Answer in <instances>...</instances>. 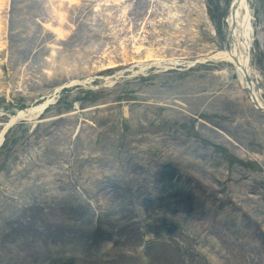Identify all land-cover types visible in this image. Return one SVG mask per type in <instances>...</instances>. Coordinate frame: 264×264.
<instances>
[{"label": "rangeland", "instance_id": "rangeland-1", "mask_svg": "<svg viewBox=\"0 0 264 264\" xmlns=\"http://www.w3.org/2000/svg\"><path fill=\"white\" fill-rule=\"evenodd\" d=\"M195 1L210 21L192 9L181 21L146 29L145 43L181 57L178 65L142 72L122 65L93 74L80 68V56L93 59L106 50L119 59L121 39L127 48L133 44L128 31L112 19L91 21L93 1L81 0L67 11L66 39L55 43L50 31L42 32L50 15L31 18L42 9L39 2L8 1L0 14V128L8 114L54 87L71 78L82 82L66 88L34 128L21 119L4 135L0 264H148L149 257H135L160 232L167 239L158 241L166 243L192 237L209 257L222 250L227 264H264L263 116L235 77L220 73L224 63L195 62L194 53L221 48L212 25L220 15L225 34L231 0H218L219 8L215 0ZM247 1L250 67L264 98V0ZM127 4L136 29L147 3ZM49 46L56 63L47 72ZM59 64L73 72H56ZM31 228L52 241L31 240ZM80 237H96L99 245Z\"/></svg>", "mask_w": 264, "mask_h": 264}, {"label": "bare ground", "instance_id": "bare-ground-1", "mask_svg": "<svg viewBox=\"0 0 264 264\" xmlns=\"http://www.w3.org/2000/svg\"><path fill=\"white\" fill-rule=\"evenodd\" d=\"M9 0H0V14L1 11L8 7ZM42 5V9H39L38 12L31 11L32 16H36L40 11H44L50 15V18H45L43 22L42 32L44 30L50 31L54 35L55 40H63L66 39L69 28L72 27V24L67 25V11L70 6H79L81 4V0H36ZM93 1L90 5V20L95 19L94 17H98L100 15H96L97 11H100L101 7H104V15L100 16V19L104 22L105 17L109 16V11L120 14L124 16L125 20L128 19L130 22L127 23L128 27L120 25L122 30L128 31L130 34L131 42L133 43L130 48L122 45L123 40L121 39L119 44V52L117 57L119 59L113 58L110 52L103 50L98 54L95 58L89 59L88 57L80 56V68L87 70L88 74H93L97 70L114 68L122 65H129V68H137L136 72H142L145 69L151 67H159L161 65H178L180 63L181 57H169L163 53V46H156L153 43H145V35L146 29L148 25L151 26L152 29L164 28L165 25H169L165 22L170 21H181L180 17H184L187 12L194 9L199 11V13L203 16V8L202 4H197L195 0H145L147 5L144 10L140 13L141 18L136 27L134 29L131 20L132 18L126 16V10L129 8V4L126 5L125 0H89ZM236 1V8L234 11V17L230 18L227 15V24L229 25L233 22L234 28L231 34L230 47L228 49H214L211 48L208 52H200L194 53L199 54L196 58L195 62L205 63L209 61H222L225 66L220 71L223 74V77L228 79L230 75L235 77L236 82L239 84V89L243 92V89L249 88L250 93H252L253 97L256 99L258 103V107L253 106L259 112H261L263 116L261 128L264 131V98L262 97V90L258 87L257 76H254V73L250 67V49L254 40L253 27L251 22V12L248 6L247 0H232L231 2ZM90 3V2H89ZM125 3V5H123ZM143 7V6H142ZM96 11V12H95ZM35 13V14H32ZM39 16V14H37ZM94 16V17H93ZM43 18V17H42ZM43 18V19H44ZM101 24V23H100ZM5 21H2L0 18V30L1 28H5ZM31 29H32V20H31ZM135 30V31H134ZM1 35V32H0ZM178 37V36H177ZM171 39V38H167ZM164 41V39L162 40ZM263 41V39H261ZM146 44V45H145ZM1 45V44H0ZM145 45V46H144ZM48 54H46L47 59L45 61L48 62L47 72L53 68L55 65V59L53 58L54 49L49 46ZM91 49V48H90ZM81 55L78 52L77 56ZM66 59V58H65ZM64 62H66L63 59ZM193 61H188L187 63L193 64ZM72 65V64H71ZM55 71L69 73L73 72L70 66L67 64H59ZM23 73V72H22ZM245 74L249 77V79L245 78ZM118 73L106 77V81L111 83V78H117ZM20 79H23L20 78ZM22 81V80H21ZM82 81L77 78H71L66 81V85L81 83ZM60 86L54 87V90L57 91ZM52 97V95H51ZM50 96L43 99L41 102H36L30 104L26 108L16 109L13 114L8 116V119L5 123L2 124L0 128V141L2 136H4V131L6 128L10 127L14 122L19 119H29L32 116H37L41 113L42 108L46 105V103H50L52 101ZM43 111V110H42ZM27 232V234H29ZM166 234L160 232L159 236L154 238H150L148 243L143 247L141 256L135 257V259H142V256L149 257L148 264H204V262H211L212 264H227L225 261V255H223L222 250L218 251V257H209L207 252L206 254L201 251L198 247L195 246L196 242L192 237L184 236L182 238H178V240L172 241L173 243H166L164 241L159 240L160 238H166ZM173 234H170L172 236ZM264 235V234H263ZM177 236V235H176ZM168 237V236H167ZM110 239V236H107V239ZM37 239L41 243H50L52 241L51 235H48L44 232L35 231L31 228V240ZM64 240H68V237H63ZM62 239V240H63ZM108 239V241H109ZM153 239V242L151 240ZM167 239V238H166ZM170 239V238H168ZM82 242H86V238L80 237ZM98 239L95 237H90L88 242H93V246H98L99 244L96 242ZM86 242V243H88ZM108 243V242H107ZM107 245V244H106ZM104 249V246L101 247ZM45 249L43 246L39 247V255L35 258L38 260L43 257ZM38 254V253H37ZM208 258V260H207ZM140 260H137L140 261ZM128 264H137L134 261L129 262Z\"/></svg>", "mask_w": 264, "mask_h": 264}, {"label": "water", "instance_id": "water-1", "mask_svg": "<svg viewBox=\"0 0 264 264\" xmlns=\"http://www.w3.org/2000/svg\"><path fill=\"white\" fill-rule=\"evenodd\" d=\"M232 12H233V9H232ZM247 79H248V77H247ZM247 91L250 93L249 89H247ZM253 102H254V100H253Z\"/></svg>", "mask_w": 264, "mask_h": 264}]
</instances>
